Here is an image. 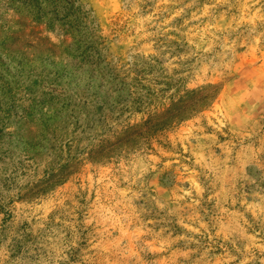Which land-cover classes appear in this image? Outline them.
I'll list each match as a JSON object with an SVG mask.
<instances>
[{
  "label": "rangeland",
  "instance_id": "374dc122",
  "mask_svg": "<svg viewBox=\"0 0 264 264\" xmlns=\"http://www.w3.org/2000/svg\"><path fill=\"white\" fill-rule=\"evenodd\" d=\"M53 1L0 0V264H264V0Z\"/></svg>",
  "mask_w": 264,
  "mask_h": 264
},
{
  "label": "trees",
  "instance_id": "16d2710c",
  "mask_svg": "<svg viewBox=\"0 0 264 264\" xmlns=\"http://www.w3.org/2000/svg\"><path fill=\"white\" fill-rule=\"evenodd\" d=\"M54 4L56 5L54 10L51 11L53 16L51 17L50 25L53 27L54 23L61 25L63 28L66 27L65 32L74 29V33L78 34L77 25V15L75 14L74 10H77L75 7L74 0H54ZM60 7L59 11L56 12V7ZM75 27V28H74ZM77 34H74L76 37Z\"/></svg>",
  "mask_w": 264,
  "mask_h": 264
}]
</instances>
